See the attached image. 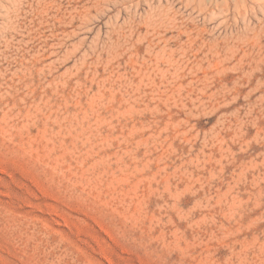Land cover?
<instances>
[{"label": "rangeland", "instance_id": "374dc122", "mask_svg": "<svg viewBox=\"0 0 264 264\" xmlns=\"http://www.w3.org/2000/svg\"><path fill=\"white\" fill-rule=\"evenodd\" d=\"M0 264H264V0H0Z\"/></svg>", "mask_w": 264, "mask_h": 264}]
</instances>
